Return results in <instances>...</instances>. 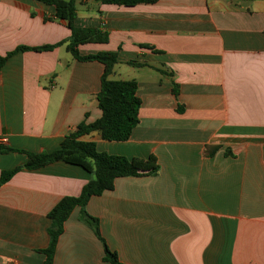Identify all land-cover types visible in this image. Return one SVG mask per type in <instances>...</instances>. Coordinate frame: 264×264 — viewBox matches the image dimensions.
Segmentation results:
<instances>
[{"label": "crops", "instance_id": "crops-1", "mask_svg": "<svg viewBox=\"0 0 264 264\" xmlns=\"http://www.w3.org/2000/svg\"><path fill=\"white\" fill-rule=\"evenodd\" d=\"M55 13L0 0V57L65 42L18 51L0 69V146L14 150L0 152V174L23 166L26 152L58 150L101 116L104 66L66 51L70 31ZM74 26L108 35L79 55L115 52L108 79L135 82L141 101L128 140H81L159 166L87 202L106 246L122 264H264V0H75ZM65 158L0 185V264H43L47 214L92 178ZM81 215L76 207L65 221L52 264H109Z\"/></svg>", "mask_w": 264, "mask_h": 264}, {"label": "trees", "instance_id": "trees-1", "mask_svg": "<svg viewBox=\"0 0 264 264\" xmlns=\"http://www.w3.org/2000/svg\"><path fill=\"white\" fill-rule=\"evenodd\" d=\"M55 8V17L65 21L70 31V38L65 49L78 61H96L104 66L100 80V90L96 96L97 106L101 116L93 123L81 122L73 131L68 133L62 140L58 150L51 153L26 152L27 162L13 170L0 174V185L6 183L22 169L33 170L60 160H65L77 165L92 175V178L82 187L78 197H63L49 211L47 218L50 220L48 229L49 242L46 249L40 252L45 255L43 264H52L53 255L58 237L63 231V225L74 208H81L83 222L91 228L94 235L102 242L104 249L103 260L109 264H122L117 254L111 251L101 238L97 219L88 215L84 208L93 196H99L105 191L113 189L114 181L123 177L154 176L159 170L155 157L145 160L123 156L109 155L98 152L93 142H84L81 138L92 132L99 133L101 139L106 141L123 142L129 139L133 129L138 124V112L141 101L136 95V83L133 81H111L114 65L117 63L115 52H98L96 54L80 56L78 47L84 44L101 43L108 40V35L98 29L77 28L74 26L75 0H35ZM102 4L122 6H134L140 3H154L155 0H99ZM61 42L54 46H42L36 48L18 47L4 57H0V69L8 57L18 51L42 52L52 50L54 47L63 45ZM134 64V63H133ZM140 66V64H137ZM177 95L176 88H173ZM14 151L8 147L0 146V152ZM228 155V152L226 153Z\"/></svg>", "mask_w": 264, "mask_h": 264}]
</instances>
